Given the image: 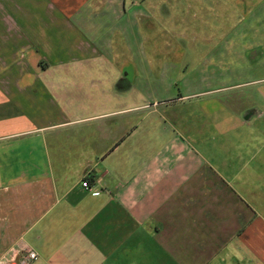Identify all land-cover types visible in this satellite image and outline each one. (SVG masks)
Masks as SVG:
<instances>
[{"label":"crops","instance_id":"obj_1","mask_svg":"<svg viewBox=\"0 0 264 264\" xmlns=\"http://www.w3.org/2000/svg\"><path fill=\"white\" fill-rule=\"evenodd\" d=\"M138 1L0 0V264H264V62L136 51Z\"/></svg>","mask_w":264,"mask_h":264},{"label":"rangeland","instance_id":"obj_2","mask_svg":"<svg viewBox=\"0 0 264 264\" xmlns=\"http://www.w3.org/2000/svg\"><path fill=\"white\" fill-rule=\"evenodd\" d=\"M131 1L126 0V9ZM134 9L136 51L172 57L174 65L188 73L235 69L242 76L264 62V0H140ZM247 89L232 91L239 114L260 98L255 89Z\"/></svg>","mask_w":264,"mask_h":264},{"label":"built area","instance_id":"obj_3","mask_svg":"<svg viewBox=\"0 0 264 264\" xmlns=\"http://www.w3.org/2000/svg\"><path fill=\"white\" fill-rule=\"evenodd\" d=\"M81 185H82L85 189H87V190H89V191L92 190V189H91V186H90V184H89V182H88L87 179H86V177L82 180ZM97 193H98L97 191H93V192H92L93 195H95V194H97ZM20 254H21V256L23 255V256L25 257V259H27V260H35V259L38 258V255H37L36 252H34V251H32V250H28V249H23V251H21Z\"/></svg>","mask_w":264,"mask_h":264},{"label":"water","instance_id":"obj_4","mask_svg":"<svg viewBox=\"0 0 264 264\" xmlns=\"http://www.w3.org/2000/svg\"><path fill=\"white\" fill-rule=\"evenodd\" d=\"M10 264H21V263H15V262H12V263H10Z\"/></svg>","mask_w":264,"mask_h":264}]
</instances>
